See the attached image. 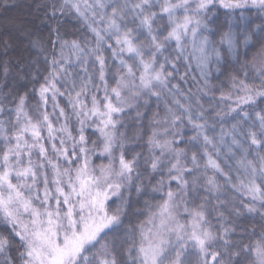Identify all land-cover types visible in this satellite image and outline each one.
Masks as SVG:
<instances>
[{
	"label": "snow or ice",
	"instance_id": "1",
	"mask_svg": "<svg viewBox=\"0 0 264 264\" xmlns=\"http://www.w3.org/2000/svg\"><path fill=\"white\" fill-rule=\"evenodd\" d=\"M7 3L0 0V6ZM37 7L57 24L60 16L74 15L92 40L69 42L57 28L51 29L56 39L50 41V70L39 84L35 118L27 108V92L12 96L11 108L0 102V117H5L0 118V264H193L187 258L189 249L195 250V264H248V257H253L252 264H264V232L254 246L242 239L233 241L235 228L229 219L256 215L264 228V66L255 71L258 85L245 82L244 64L245 79L232 77L242 95H237L235 107L215 113L218 121L229 116L235 121L227 130L216 133V122H210L199 98L211 89L209 65L222 60L219 48L204 34L211 32L208 21L224 9L230 18L244 23L240 35L245 47L253 36L264 41V22L250 30L252 20L246 15L254 10L264 21V0H50ZM240 35L229 24L218 41L237 63ZM189 44L192 52L187 51ZM32 46L45 53L40 40L32 41ZM3 47L6 53L11 45L5 41ZM66 47L75 54L80 69L75 75L66 67ZM193 54L201 76L195 93L172 83L177 78L187 83L189 73L180 75L178 65ZM108 59L118 65L110 66ZM44 61L49 62V55H44ZM31 63L36 65L35 60ZM2 72L7 80L8 61ZM110 73L114 86L108 82ZM31 76L36 81V75ZM162 95L171 97V105L166 102V115L157 119L156 114L152 123L166 125L163 133L172 138L161 139L153 128L147 139L148 157L137 153L126 159L124 136L117 135L120 114L134 107V101L146 106L152 97L159 101ZM58 98H65L70 112ZM221 98L232 96L222 93ZM141 115L137 107V119ZM73 118L76 135L70 126ZM88 127L99 133V144L85 135ZM185 127L193 133L187 139ZM181 143L189 147H180ZM117 148L119 155L114 157ZM93 155L107 156L109 163L92 167ZM141 159L153 173L167 168L169 190L154 216L159 223L150 220L153 228L147 230L141 226L139 242L132 240L126 249L128 260L118 261L116 240L109 237L120 228L124 200L121 197V204L111 212L107 202L141 179ZM230 160L243 169L246 181L233 183ZM172 181L179 192L171 190ZM164 183L161 179L155 190ZM197 186L206 193L205 200L190 210L186 198L190 191L196 194ZM226 189L240 194L238 204L229 207L230 201L221 199ZM135 190L142 191V185ZM208 197L216 201L214 209H222L218 214L224 223L218 232L205 217ZM181 208L191 218L188 225L178 219ZM217 243L223 254L215 250Z\"/></svg>",
	"mask_w": 264,
	"mask_h": 264
},
{
	"label": "rangeland",
	"instance_id": "2",
	"mask_svg": "<svg viewBox=\"0 0 264 264\" xmlns=\"http://www.w3.org/2000/svg\"><path fill=\"white\" fill-rule=\"evenodd\" d=\"M247 16H249L252 20V24L249 25V28H253L256 24H261L262 21L261 18L255 13L254 10L249 11L246 13ZM60 18L63 19L64 22L68 23L72 29L75 31L74 37H68L67 35H60L63 40H67L71 42L72 40H76L80 42L81 44L84 43L85 39L91 41L92 40V34L88 31V29L81 23L79 20L75 18L74 15L69 16H60ZM235 21V23H233ZM161 23H165L166 21H162ZM209 28L211 29V32H205V35L209 36V39L214 42V46L219 48L222 56L221 63L217 65L215 61L209 65L211 71L210 75L208 77L209 83L211 85L210 90H206V94L200 95V103L204 106L205 114L210 116V122L215 121L216 122V133L218 134L221 128H224L227 130L231 127L232 123H235L230 116L225 118L223 121H218L215 118V113L218 111H227L229 106L235 107V99L237 95H242L240 92L238 84L234 86L232 77L235 76L237 80H243L245 79L243 76V73L241 71V64L246 65L245 71L248 72V79L245 81L246 83L252 84H259V80L255 77V71L258 70L261 66H264V41H261L256 36H253L252 41L250 44L245 47L243 44V37L240 35L242 32V29L244 28V23L239 20L238 17H229L226 14V11L224 9H220L217 12V15L213 17L211 20L208 21ZM233 24V31L237 33V35H240L239 40V52L240 55L238 57L239 63L233 60L231 56L227 54V46H221L219 45L218 41L220 39V36L223 32L228 31V25ZM236 25H239L237 27ZM15 28V27H14ZM58 43V42H57ZM187 51L192 52L191 45H187ZM59 52H60V46L58 43V46L56 48V56L59 58ZM64 54L68 58V64L66 67L68 68L69 72L75 75L77 72L80 71L78 64L75 59V54L70 50V48L66 47L64 49ZM166 55L168 53H165ZM104 55L106 57H110V52L105 50ZM127 58V57H125ZM108 64L111 65H118V61H114L111 59H108ZM131 63V61H129ZM190 64V67H185V64ZM178 67L180 68V75H183L185 71L189 73L185 79L187 80V83H182L177 78L176 80H173L172 83H180L181 89H183L185 92L188 89H192V92L195 93L198 87L197 82H201V76L199 74L200 70L197 67L195 54L190 56L187 61L181 62ZM219 68V72L216 71V69ZM113 71L115 69L113 68ZM47 72V69L42 72V75H44ZM47 75V74H45ZM44 75V76H45ZM41 76V75H40ZM192 77H195V80L192 79ZM109 85L114 86L113 84V78L111 73L109 74ZM43 83V78H42ZM98 83V81H97ZM222 93L225 95H231L232 99H222ZM102 95V92L100 93ZM37 99L35 101H32L28 99L27 108L30 115H33L35 118V114L33 112L34 106L38 102V92H37ZM60 102V106L65 108L66 112H70V109L68 108L66 104L65 98H58ZM166 102L167 104L171 105V97L167 95H162V98L157 101L155 97H152L148 104L146 106L143 105V101H140L139 103L133 102L134 107L132 108H126L125 112L120 114V120L121 123L117 125V135L120 136L122 133L124 136V148L123 151L125 153L126 159H131L132 155H135L139 153L142 157H148V144L147 139L148 136L151 135V131L153 128H156L158 132L160 133V138L164 139H171L172 137L170 135H165L163 133V128L166 127V125L160 124V125H154L152 123L154 116H156L157 119H161L166 115ZM7 107L11 108L14 106L12 103L11 105H6ZM90 106V105H89ZM137 107L139 108V111L142 113L141 117L137 119L136 117V110ZM49 111H51V101H49ZM5 118V117H0ZM53 123L55 124L56 121L54 120ZM70 126L73 128V135H76L75 131V119L73 118L70 122ZM91 131L95 135V141L99 144V133L95 131L93 127L86 128V132ZM85 132V134H86ZM185 138L191 136L193 133L190 128L185 127L184 128ZM47 143V142H46ZM91 146V145H89ZM180 147L188 148L189 146L186 144L181 143L179 145ZM195 150V149H193ZM157 155L159 152L157 151ZM119 155V149H114L113 156L118 157ZM36 159L35 155L33 157ZM109 163V158L107 156L101 157L99 155H93L90 159V165L93 167H97L101 164L107 165ZM230 165H232L233 171L231 173L233 177V183H239V180H245L246 181V175L243 171V169H237V166L234 164L233 161H228ZM114 167L118 168V163L113 160ZM189 167H191V164H188ZM138 171L142 173L141 179L139 181L134 180L133 181V187L130 189H122L119 196H121L124 193H128L131 191H136L135 186L136 185H142V191H140L138 194L141 195L143 201L145 202L143 204L142 214L143 217L139 219V221L135 222L134 224H129L124 217H121V225L117 233L115 235H110L109 239H115L116 245H117V259L118 261H126L128 260L126 256V249L129 247V242L132 240H135L137 243L140 239V229L141 226L145 230L149 228H153V223H149L150 220H154L155 224H158V219H154L155 214L159 212V206L164 202L166 199V192L169 190V184H168V175H167V168H164L162 172H151L150 166L144 163V160L141 159L139 162ZM237 175H239V179H237ZM187 179L191 182V177L187 176ZM163 179L165 181L164 185L160 187V190H155L158 187L159 181ZM218 180L220 183H223V179L218 177ZM171 190L174 192H179V187L175 181H172L170 184ZM191 187V184H190ZM137 193V192H136ZM119 196H112L108 202H107V208L110 201L113 199H117ZM206 193L200 189L197 186L196 194H193L191 191L189 192L186 203L188 208L191 210L193 208H197L201 203L205 200ZM240 194L236 193L234 191L225 190V194L221 196V199H226L230 201L229 207L232 206L233 203H237L240 199ZM246 199V198H245ZM209 203L205 204L204 212L205 217L208 222V226L212 228L214 232H218L220 230L221 224L224 223V221L219 217L218 212L222 209H214L213 205L216 204V201L212 197H208ZM109 210V209H108ZM111 212V211H110ZM225 215L227 216L228 213L225 212ZM248 217L253 218L256 222V225L259 226V230L253 233H250L246 235L244 238H240L239 240H243V243L249 244L254 246L258 241L261 240V233L264 232V228L261 227V220L259 216L256 215H249V214H243L238 218H232L229 217L230 220H233L232 227L235 228V232L232 234V240L237 241V239L240 236V229L239 225L242 221L247 219ZM178 219L181 223H184L186 225L190 224V216L187 212H184L181 208L179 211ZM215 250L220 251L221 254H223V249L219 243L215 245ZM189 255L188 259L195 264V261L197 259L195 253V250L189 249ZM248 264H252L253 257H248ZM128 264H131L129 261Z\"/></svg>",
	"mask_w": 264,
	"mask_h": 264
},
{
	"label": "trees",
	"instance_id": "3",
	"mask_svg": "<svg viewBox=\"0 0 264 264\" xmlns=\"http://www.w3.org/2000/svg\"><path fill=\"white\" fill-rule=\"evenodd\" d=\"M50 0H8L6 6H0V84H3L0 90V102L11 105L12 96L15 94H29L28 99L35 101L39 84L42 78L50 70V41H55L56 34L51 31L57 28L60 35L74 37L75 31L72 27L59 17V23L48 19L45 16L44 9L37 7L38 4L48 3ZM15 27V28H14ZM40 40L44 47L45 53L40 54L39 50L32 46V41ZM7 41L11 47L5 53L4 42ZM58 43H56V48ZM44 55H49V62L46 64ZM36 61L33 66L32 61ZM4 61L9 62V76L5 80L2 72ZM19 61V64H17ZM37 68L39 71H37ZM47 72L42 75V72ZM36 75V81L32 80L31 74ZM41 75V76H40ZM21 77H23L21 79ZM38 81V82H37ZM35 89V91H33ZM11 93V95H9ZM86 136L89 140H94L95 135L87 131ZM93 167V166H92ZM121 197L124 200V219L129 224H134L143 217L142 210L145 203L140 194L136 191L124 193L117 199H113L108 204L109 211L114 210L121 204ZM240 238L257 232L259 226L253 218L248 217L239 225ZM254 229V231H253ZM2 231V229H0ZM243 242V240H242Z\"/></svg>",
	"mask_w": 264,
	"mask_h": 264
}]
</instances>
